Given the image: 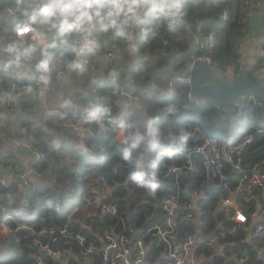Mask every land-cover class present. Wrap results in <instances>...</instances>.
Segmentation results:
<instances>
[{"label": "trees", "instance_id": "trees-1", "mask_svg": "<svg viewBox=\"0 0 264 264\" xmlns=\"http://www.w3.org/2000/svg\"><path fill=\"white\" fill-rule=\"evenodd\" d=\"M39 1L8 0L17 9L15 25L29 23L23 13H39L42 8ZM83 2L64 1L77 5ZM91 2L95 4L96 0ZM253 2L258 4L259 0H181V12L171 28L166 20L150 19L148 35L140 48L153 58V68L144 71L141 66L150 63L144 60L129 74L121 72L102 86L98 96L81 94L83 103L74 107L72 116L81 124L93 127L84 134V144L80 141L65 146L52 144L43 138V133L50 135V132L34 116L24 113L20 117L30 131L35 129L37 147L44 148V157L36 163L39 179L23 189L9 192L0 181V195L4 194L6 207L0 208V264H38L40 258L43 264H120L104 259L103 238L109 233L124 235L131 244L143 239L147 249L141 264H178L172 253L186 255V259L192 256L195 264H264V228L256 230L258 224L264 225V220L251 215L264 205V177L247 191L239 190L240 179L250 174L251 165L256 164L264 174V100L263 106H258L245 97L241 101L246 104L245 112L236 114V110H226L222 104L217 108L215 97L209 96L206 103L196 104L188 97L189 85L176 81L172 92L161 94L153 86L143 95L141 104L145 113L141 117L133 110L123 111V99L120 105L115 104L120 86L126 88L127 82L144 81L146 87L152 72L157 81L165 73L177 78L191 65L193 53L206 52L220 69L234 65L239 70L242 63L236 50L255 11L250 7ZM224 10L228 11L226 19L222 17ZM35 26L49 32L48 25ZM189 26H200L202 39L212 31L216 38L214 46L204 45L201 50L189 51L186 39ZM125 29L118 49L128 56L129 28ZM169 50L178 51L179 55L174 68L166 70L165 54ZM64 52L66 49L60 48L58 57ZM261 68H264V53L258 54L252 75ZM89 105L104 110L97 121L85 119ZM222 110L229 113L224 118ZM50 117L54 115L49 114ZM152 117H157L153 126L162 132L159 143L150 151L141 144L126 160L127 145L118 137L121 124L131 125V131L144 132L146 118ZM57 120L61 122L59 116ZM8 129V123L0 126L2 132ZM250 135L253 138L244 144ZM227 138L230 141L225 143V151L220 150L221 170L214 174L215 168L205 159L206 154L212 155V144L203 152L199 148L206 141L213 143ZM142 152L147 154L148 176L137 181L132 178L136 170L134 161ZM190 162L191 168L187 167ZM235 164L241 166L242 173L233 172L227 178ZM235 173L239 178L234 177ZM211 182L214 186L194 202L188 185L193 192L204 190ZM173 195L179 205L169 213L163 202ZM234 196L247 214L244 222L234 219V213H228L221 205L223 198ZM105 203L114 210H103ZM189 235L204 240L188 249L185 243ZM46 244L61 250L59 256L47 253L42 248ZM88 257L90 262L86 261Z\"/></svg>", "mask_w": 264, "mask_h": 264}, {"label": "crops", "instance_id": "crops-1", "mask_svg": "<svg viewBox=\"0 0 264 264\" xmlns=\"http://www.w3.org/2000/svg\"><path fill=\"white\" fill-rule=\"evenodd\" d=\"M3 0H0V49L2 50L0 60V91L6 90V98H0V126L2 124L9 125L7 132L0 131V179H5L8 183L6 189L9 192L21 190L34 180H38L40 174L35 173V166L37 162V140L35 136V129H28L22 124V115L34 116L39 125L44 127L46 131L50 132L49 141L52 144L65 146L75 144L86 131H92V126H86V131H75L68 126L59 123L58 116L62 114L64 106L75 107L83 103L81 94L99 95L96 93V86L101 88L108 85L114 77L121 74V72L129 74V72L140 65L144 60H150V63L143 64L141 68L149 72L153 65L151 64V56L148 51H141L140 44L148 35V27L146 31H141V25L133 22L131 16L124 20L125 28L128 27L129 44L131 51L128 56H124V51L120 48L116 50V59L110 62L106 57V50L110 44V36L105 25V21L93 19V26L88 30L87 35L93 44L91 50L85 49L83 52L80 48L83 47L81 37L85 35L83 31H73L68 35V44H63L58 47L55 53L49 49V54L52 56V66L50 71L45 74L47 77V89L44 97H38L37 92L33 88L26 87L20 90L24 84H34L41 81L35 65L39 60L46 59L43 49L39 50V57L35 61H28L24 67L16 69L15 72L8 68L9 49L18 47L21 43L27 48L28 52L34 51L33 39L13 36L3 37L5 32L10 33L17 25L13 24V19L3 6ZM53 0H40L39 5L43 6L52 3ZM121 3L131 2V0H120ZM181 2V0H180ZM107 3V2H106ZM93 8L90 11H94ZM141 16L143 15L141 11ZM126 22V23H125ZM69 24L74 23V20L69 19ZM247 33L243 37L238 49L240 61L243 67L246 62L252 66L256 63L259 50V44L264 42V0H259L255 11L251 13V22L248 24ZM17 38V39H16ZM16 39V40H14ZM189 43V51L196 49L201 50L202 46L208 44V39H202L200 33V26L194 28L189 26L187 28V37ZM127 43V44H128ZM259 45V46H258ZM30 46V47H29ZM60 48L66 49L58 57ZM119 48V47H118ZM69 51H68V50ZM127 49V48H126ZM89 55L91 61L95 65L94 69L89 72L87 77H84V67L82 64V57ZM126 55V54H125ZM164 69L171 70L174 68L178 59L179 52L169 50L166 54ZM145 57H147L145 59ZM150 57V58H149ZM57 58V59H55ZM153 59V58H152ZM57 60V61H56ZM58 61H61L58 63ZM80 65L81 67H77ZM63 66V67H62ZM240 67V68H241ZM250 67V66H249ZM219 75H226V73L236 72L235 68L230 66L217 68ZM262 71V69H260ZM147 75V74H146ZM232 76V75H231ZM156 75L152 72L150 79L147 80L148 86H144L145 82L130 81L126 86H138L140 91H146L151 88L154 80V87L157 92L161 94L169 92V73H165L162 79L157 81ZM28 89V91H27ZM133 97L126 96L123 99V111L133 110L139 117L144 115L142 98L138 97L137 91L129 92ZM243 98V97H242ZM227 110L231 111L234 108L225 106ZM52 114L54 117L48 118ZM149 119L146 118V121ZM118 137L124 139L126 137L125 130L120 128ZM236 166V164H235ZM234 166V167H235ZM5 187V186H4ZM4 194L0 195V208L5 207L3 204ZM197 196V195H196ZM196 200V197L193 196ZM234 206L241 207L237 200ZM229 208L228 213H233L234 208ZM2 209V208H1ZM199 212V211H198ZM200 214V212H199ZM7 227L3 229L6 233Z\"/></svg>", "mask_w": 264, "mask_h": 264}, {"label": "clouds", "instance_id": "clouds-1", "mask_svg": "<svg viewBox=\"0 0 264 264\" xmlns=\"http://www.w3.org/2000/svg\"><path fill=\"white\" fill-rule=\"evenodd\" d=\"M93 8H95V10L90 11ZM105 9H107V11L102 15V10ZM14 11H16L15 8L12 9L9 14L12 15ZM141 11L143 13L142 16L140 14ZM180 12L181 5L179 0H131V2L125 3H121L120 0H110V2L107 3L104 2V0H96L95 4H93L91 0H84L81 5H77L75 3H64L63 0H53L52 3L41 8L39 13H33L29 15L27 12H24L23 15L28 18L29 23L23 27H18L16 31L20 36L32 33L31 38L42 47L47 58L37 63L35 65V69L42 74H46L50 71L52 66V56L49 54V49H52L56 46L57 40L63 44H68L69 40L67 37L74 30L78 32L83 31L85 33V35L81 37L83 41V47L80 48V51L83 52L85 49L91 50L93 41L89 39L87 32L93 26L92 22L94 18L97 20L109 19L112 25L116 27L117 33L122 34L121 29L123 27V23L117 25L115 19L122 13L125 15L131 13V20L143 26L141 27V31H146L150 19H155L157 21L166 20L168 21L169 27L171 28L172 25L177 21ZM69 19L74 20V23L69 24ZM32 25H48L49 32H41L38 28L32 27ZM9 52L10 55L8 56V68L12 69L13 72H15L16 69L24 67L25 64L31 59V56L23 43H21L18 47L10 48ZM260 52L264 53L262 50H260ZM76 66L81 67L80 65ZM235 71L236 73L239 72V70L236 69ZM257 71L260 70L257 69ZM41 79L45 83L47 82V77L45 75H42ZM250 95L257 97V94L255 93L247 94L243 98H240L237 103L232 104V106L235 104L232 111L240 109L244 104L241 102L242 99ZM204 97L209 99V96ZM103 111L104 110L99 106L89 105L85 109V119L89 122L97 121L101 117ZM156 119L157 117H152L147 121L144 132L139 130L131 131V125L121 124V127L128 131V134L123 141L127 145L124 150V158L126 160L132 157V153L137 150L141 144H144L146 149L150 151L159 143L160 139L162 138V132L159 128L153 126ZM218 141L227 143L230 141V139H218L216 142ZM146 163L147 154L142 152L134 161L136 170L132 173L133 179L137 181H143L148 176ZM200 239L203 238L200 237ZM200 241L202 240L197 241V243ZM191 249H193V247Z\"/></svg>", "mask_w": 264, "mask_h": 264}, {"label": "built area", "instance_id": "built-area-1", "mask_svg": "<svg viewBox=\"0 0 264 264\" xmlns=\"http://www.w3.org/2000/svg\"><path fill=\"white\" fill-rule=\"evenodd\" d=\"M4 1V6L6 8V11L8 13H10V11L12 9H16L15 6L10 5L8 3V0H3ZM65 0H63L64 2ZM180 2V0H179ZM48 5V4H47ZM45 5V6H47ZM256 2L251 3L250 7L252 8H256ZM44 7V6H43ZM106 12V10H102V15ZM228 15V11L224 10L222 17L224 19L227 18ZM11 18L13 19V24L15 25L17 19H18V14H17V9L16 11H14L12 13V15H10ZM131 16V13L125 15V14H121L119 17H116V24L120 25L123 23V27L121 29L122 34H118L117 33V29L115 26L112 25L111 21L109 19H104L105 21V25L107 27V31L109 32V36H110V44L108 46V49L106 50V57L109 59L110 62H114L116 59V50H118L119 47V41L120 38H123L125 33H126V29L124 27V20L125 18H128ZM28 24V23H27ZM25 24V25H27ZM25 25H17L15 27V29L13 31H9L10 33L5 32V34L3 35V37H13V36H19V37H24L27 38L28 36L32 37V33H28L25 34L24 36H20L16 29L18 27H23ZM32 27L34 28H38L35 25H32ZM41 32H45L44 30L38 28ZM46 33V32H45ZM207 39H208V47H212L215 44V35L214 33L211 31L206 35ZM33 45H34V51H31L29 54L31 56L30 61H35L36 59H38L39 57V50L42 49L41 46H39L37 44V42L35 40H33ZM127 49H131V45L128 43L126 44ZM259 48L261 50H263L264 52V46H259ZM238 49V48H237ZM237 51V50H236ZM197 60H206L208 63L212 64L213 66L218 67L217 63H214L212 61V59L210 58V56H208L206 54V52L203 53H193L192 54V63L189 66V68L181 75H179L177 78H173V77H169V81H168V86H169V91L172 92L174 87H175V83L176 81L181 82V83H187L190 86V89L188 91V95L190 100L196 102V104H200V103H206L208 101L207 97H198L196 95H194L192 93L191 90V69H192V65L195 61ZM240 60V57H239ZM41 60H39L37 63H39ZM82 64L84 67V72L83 75L84 77H87V75L89 74L90 71H92L95 67V65L93 64V62L91 61L89 55L83 56L82 57ZM232 68H234V65L230 66ZM38 75L41 79L42 74L41 72L38 71ZM26 87H30L33 88L35 90V92H37L38 97H44L45 95V91L47 89V84L44 83V81L41 79V81H38V83H34V84H24L20 87V90L22 91L23 88ZM99 87L96 86L95 90L96 93H98L99 91ZM6 90H1L0 91V98L4 99L6 98ZM129 96V97H133L132 93H129L124 86H120L119 91L117 92V96L115 99V104L116 105H120L122 99H124V97ZM248 101H252L255 104H257L258 106H263V100L262 98L258 99V96H254V95H250L247 97ZM218 102V103H217ZM216 102V107L220 108L221 103L219 101ZM64 110L62 112L61 115H59L60 120L62 124L68 126L69 128L75 130V131H86L87 127L83 124H81V122L79 121L78 118H75L72 116L73 112H74V107H69V106H64ZM226 109V108H225ZM227 110V109H226ZM226 110H222L221 114H222V118H224L227 114H229ZM246 110V104H243L242 107L238 110H236V114L241 113L242 111L245 112ZM143 111L145 112V108H143ZM235 111V110H234ZM233 116V115H232ZM234 117V116H233ZM84 135V134H83ZM49 136L47 133H43V138L47 139L48 142L49 141ZM253 138V136H248L247 139L245 140L244 144H246L247 142H249L251 139ZM123 140V139H121ZM80 143L84 144L85 143V138L84 136L80 137L79 139ZM203 147L199 148V150H201L202 152L204 151V149H206L207 146L211 145V143L209 141H206L203 143ZM243 144V145H244ZM226 145L224 142L222 141H218L212 144V155H205V159L208 165H212L215 170H214V174H217L219 170H221V159H222V153L220 150L225 151ZM238 147H235L234 149H237ZM37 153V162L38 163L42 157H44V148H38L36 150ZM226 155V154H224ZM229 157V156H228ZM189 168L192 167V162H190V164L187 166ZM235 167H239L240 171L242 173V168L239 164H236ZM35 173L36 174H40L39 169L37 168V166H35L34 168ZM250 174L246 173L244 174L241 179H240V184H239V190L240 191H247V189H249V187L253 184V183H258L261 181V179L264 177V174L261 173L259 171V169L257 168L256 164L251 165L249 167V171ZM1 183L3 186H8V183L5 181V179H0ZM213 184H215L214 182H211ZM29 185V184H28ZM204 193V190H194L193 194L196 197L202 196ZM196 194V195H195ZM236 197H225L222 199L221 205H223L224 207H226L228 210L229 208H232L234 206V203L236 201ZM194 202H196V200L194 199ZM179 205V201L177 199V197L175 195H173L172 197H169L167 199L164 200L163 202V208L165 210H167L169 213H171L177 206ZM234 219H236L237 221L240 222H244L247 220V214L244 212V210L242 208H240L239 206H234ZM6 207H3V209H5ZM103 210H114L113 206H110L109 204H103ZM189 216H191V213L188 214ZM253 217H255L256 219H263L264 220V205L260 206L256 211H254L251 214ZM169 223H171V218L168 220ZM156 228H159V231H161L163 234H165V230L164 229H160L159 225L154 226ZM264 228V225L262 223L258 224V226L256 227L257 231H260ZM62 232H65V229L62 230ZM198 237V236H196ZM196 237L193 235H189L187 238V241L185 243L186 247L188 249H191V245L194 243V240H196ZM200 239V237H199ZM56 240V238H55ZM84 240V237L81 235V241ZM203 240V239H200ZM42 248L45 249L47 251V253H51L53 255H57L59 256V253L61 250H54L50 248L49 244L46 245H42ZM88 249L91 250V246H88ZM146 249L147 246L145 244V242L143 241V239H137L136 241H132V244L130 243L129 239L127 237H125L124 235L122 236H118L114 233H109L106 234L105 237L103 238V247H102V251L104 254V259L107 261H110L111 263H120V264H141L144 259H145V254H146ZM64 250H68V248H65ZM65 254V253H63ZM62 254V255H63ZM171 255L176 256L177 258V263L178 264H195V262L192 260V256L188 257V259H186V255L185 256H177L175 255V253H172ZM87 262H90L91 259L88 257V259L86 260ZM38 264H43V260L40 258Z\"/></svg>", "mask_w": 264, "mask_h": 264}, {"label": "water", "instance_id": "water-1", "mask_svg": "<svg viewBox=\"0 0 264 264\" xmlns=\"http://www.w3.org/2000/svg\"><path fill=\"white\" fill-rule=\"evenodd\" d=\"M60 45L61 42L57 40L56 46L51 49V52L55 53ZM1 54L2 50L0 49V60L2 58ZM251 68L252 67L249 66H243L237 73L228 72L226 75L220 76L217 68L206 60H197L193 63L191 69L192 93L198 97L213 96L225 106H232L233 103H237L240 98L249 93H255L264 99V68L262 69L263 73L261 72L258 76L251 75ZM153 85L154 80L152 81L151 87H153ZM125 89L128 92L137 91L138 97L142 98L151 88L146 91H140L138 86H126ZM239 171V167H234L227 178H230L233 172ZM213 186V183H209L204 191ZM188 190L192 193L190 184L188 185ZM199 240V237H196L191 248L194 247Z\"/></svg>", "mask_w": 264, "mask_h": 264}, {"label": "rangeland", "instance_id": "rangeland-1", "mask_svg": "<svg viewBox=\"0 0 264 264\" xmlns=\"http://www.w3.org/2000/svg\"><path fill=\"white\" fill-rule=\"evenodd\" d=\"M259 45L264 46V42H262V43L259 44ZM259 45H258V46H259ZM259 50H261V49L259 48ZM262 51H263V50H262ZM239 52L242 53L241 49H240V50L237 49V53H238V54H239ZM244 66H250V67H253L249 62H246V64H245ZM261 69H263V68H261ZM234 177H235V178H239V174L235 173ZM203 189H205V187H204ZM191 194L194 195L193 192H192ZM195 195H196V194H195ZM197 198H198V197L196 196V199H197Z\"/></svg>", "mask_w": 264, "mask_h": 264}, {"label": "flooded vegetation", "instance_id": "flooded-vegetation-1", "mask_svg": "<svg viewBox=\"0 0 264 264\" xmlns=\"http://www.w3.org/2000/svg\"><path fill=\"white\" fill-rule=\"evenodd\" d=\"M240 70V69H239ZM260 70V69H259ZM261 73V71H257V70H255L254 72H253V75H256V76H258L259 74ZM252 75V74H251ZM252 75V76H253Z\"/></svg>", "mask_w": 264, "mask_h": 264}]
</instances>
